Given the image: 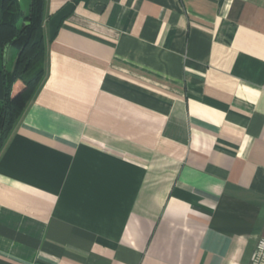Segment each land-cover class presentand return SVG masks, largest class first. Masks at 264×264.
Listing matches in <instances>:
<instances>
[{
  "label": "crops",
  "instance_id": "crops-1",
  "mask_svg": "<svg viewBox=\"0 0 264 264\" xmlns=\"http://www.w3.org/2000/svg\"><path fill=\"white\" fill-rule=\"evenodd\" d=\"M43 31L0 151V264H250L264 0H46Z\"/></svg>",
  "mask_w": 264,
  "mask_h": 264
},
{
  "label": "trees",
  "instance_id": "trees-1",
  "mask_svg": "<svg viewBox=\"0 0 264 264\" xmlns=\"http://www.w3.org/2000/svg\"><path fill=\"white\" fill-rule=\"evenodd\" d=\"M46 0H0V151L45 75L43 23ZM16 50L12 68L7 51Z\"/></svg>",
  "mask_w": 264,
  "mask_h": 264
},
{
  "label": "built area",
  "instance_id": "built-area-1",
  "mask_svg": "<svg viewBox=\"0 0 264 264\" xmlns=\"http://www.w3.org/2000/svg\"><path fill=\"white\" fill-rule=\"evenodd\" d=\"M250 264H264V236L257 240L255 249L250 256Z\"/></svg>",
  "mask_w": 264,
  "mask_h": 264
},
{
  "label": "rangeland",
  "instance_id": "rangeland-1",
  "mask_svg": "<svg viewBox=\"0 0 264 264\" xmlns=\"http://www.w3.org/2000/svg\"><path fill=\"white\" fill-rule=\"evenodd\" d=\"M29 2H30V0H21V4H22V6H23L24 9H27L28 8ZM14 51L16 52L15 49H14ZM13 64H14V62H8V68L9 69L12 68L13 67Z\"/></svg>",
  "mask_w": 264,
  "mask_h": 264
}]
</instances>
